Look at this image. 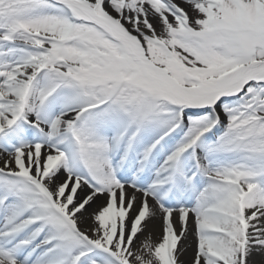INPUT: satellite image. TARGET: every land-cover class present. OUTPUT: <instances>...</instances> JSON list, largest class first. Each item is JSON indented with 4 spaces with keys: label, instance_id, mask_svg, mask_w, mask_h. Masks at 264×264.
<instances>
[{
    "label": "snow or ice",
    "instance_id": "snow-or-ice-1",
    "mask_svg": "<svg viewBox=\"0 0 264 264\" xmlns=\"http://www.w3.org/2000/svg\"><path fill=\"white\" fill-rule=\"evenodd\" d=\"M0 264H264V0H0Z\"/></svg>",
    "mask_w": 264,
    "mask_h": 264
},
{
    "label": "bare ground",
    "instance_id": "bare-ground-1",
    "mask_svg": "<svg viewBox=\"0 0 264 264\" xmlns=\"http://www.w3.org/2000/svg\"><path fill=\"white\" fill-rule=\"evenodd\" d=\"M156 224H157V228H156V232H157V234L159 233V227H158V225H159V221H157L156 222ZM142 238V237H141ZM190 240H191V237H190ZM139 241H137V243H138ZM191 256V250H189V253H188V255L185 257V259H187L188 257H190Z\"/></svg>",
    "mask_w": 264,
    "mask_h": 264
}]
</instances>
